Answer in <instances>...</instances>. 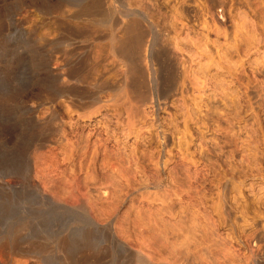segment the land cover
I'll use <instances>...</instances> for the list:
<instances>
[{"label":"rangeland","instance_id":"1","mask_svg":"<svg viewBox=\"0 0 264 264\" xmlns=\"http://www.w3.org/2000/svg\"><path fill=\"white\" fill-rule=\"evenodd\" d=\"M0 264H264V0H0Z\"/></svg>","mask_w":264,"mask_h":264},{"label":"bare ground","instance_id":"2","mask_svg":"<svg viewBox=\"0 0 264 264\" xmlns=\"http://www.w3.org/2000/svg\"><path fill=\"white\" fill-rule=\"evenodd\" d=\"M96 6V5H95ZM90 7V6H89ZM87 8H88V4L82 5L80 6V12H87ZM79 12V10H78ZM89 12V11H88ZM81 14V13H80ZM89 14V13H88ZM87 15V14H86ZM124 37L122 39H120L118 41V46L116 49L117 54L126 61V65L128 67V71L131 75L132 79H137V77H141L144 73L141 74V70L137 69V67L135 66V57L137 56V53L139 51V49L143 46L142 40L144 39L143 36H145V34L143 35L140 31H139V24L136 20H132L129 23L126 24L125 28H124ZM146 38V37H145ZM142 49V48H141ZM161 54V53H160ZM156 56V54L154 55ZM163 56V55H162ZM167 57V56H166ZM162 58V57H161ZM169 58V57H168ZM167 58V59H168ZM155 59V58H154ZM138 60V59H137ZM140 60V59H139ZM169 60V59H168ZM168 63V62H167ZM140 64V63H139ZM85 65V64H84ZM83 65V66H84ZM160 65V64H159ZM82 66V67H83ZM162 66V65H161ZM169 66V65H168ZM171 67V66H170ZM169 67V68H170ZM85 68V66H84ZM141 68V67H140ZM144 68V67H143ZM142 68V69H143ZM87 69V68H86ZM85 70V69H83ZM144 70V69H143ZM87 71H89L87 69ZM167 71V70H166ZM171 71V70H169ZM86 72V71H85ZM116 72V71H115ZM87 73V72H86ZM93 73V72H92ZM88 74V73H87ZM171 74V73H169ZM69 75L74 78L75 80H82L84 78L83 72L80 68H72L69 70ZM86 76V75H85ZM87 78V76H86ZM135 79V80H136ZM160 79V78H159ZM162 79V78H161ZM84 80V79H83ZM105 80V79H104ZM103 81V83H105L106 81ZM140 80V79H139ZM134 81V80H133ZM141 81V80H140ZM139 81V82H140ZM165 81V80H164ZM169 81V80H168ZM173 81V80H172ZM83 82V81H82ZM135 82V81H134ZM144 82V81H143ZM167 82V81H166ZM171 82V81H170ZM138 83V82H136ZM170 85V84H169ZM107 87L106 84L103 85V87ZM145 86V85H144ZM166 86V85H164ZM171 86V85H170ZM73 87V86H72ZM169 87V86H168ZM40 88V87H39ZM134 88V87H133ZM165 88V87H164ZM77 90V88H76ZM142 90V88H141ZM144 90V89H143ZM66 90H62L59 89L57 91V93L59 92H63ZM71 91H75L74 88H71ZM144 92V91H143ZM91 93V92H90ZM146 95V94H145Z\"/></svg>","mask_w":264,"mask_h":264}]
</instances>
